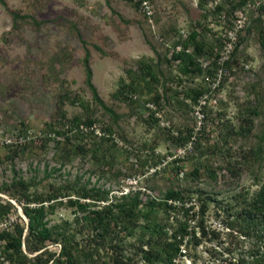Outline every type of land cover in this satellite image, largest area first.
I'll list each match as a JSON object with an SVG mask.
<instances>
[{"label": "rangeland", "instance_id": "rangeland-1", "mask_svg": "<svg viewBox=\"0 0 264 264\" xmlns=\"http://www.w3.org/2000/svg\"><path fill=\"white\" fill-rule=\"evenodd\" d=\"M150 1L147 16L132 0H0V232L20 226L24 235L26 196L55 193L57 201L44 203L45 220L62 233L41 244L22 239V264H55L72 237L75 264H149L139 251L147 219H138L132 234L111 224L112 239L95 240L93 209L138 201L152 219L175 227L155 206L170 190L191 205L194 233L174 264H248L264 254V226L246 217L264 177V10L243 5L238 17L240 0ZM185 41L199 72L184 74L173 59ZM85 54L115 118L85 83ZM145 65L153 76L143 75ZM131 79L140 82L134 94L123 90ZM195 91H201L196 101ZM74 117L90 118L91 133L107 129L108 139L101 150L94 136L82 139L85 151L67 160L65 145L37 138ZM156 156L161 162L153 165ZM20 179L28 186L15 185ZM83 192L104 197L95 201ZM69 197L87 201V208Z\"/></svg>", "mask_w": 264, "mask_h": 264}, {"label": "trees", "instance_id": "trees-1", "mask_svg": "<svg viewBox=\"0 0 264 264\" xmlns=\"http://www.w3.org/2000/svg\"><path fill=\"white\" fill-rule=\"evenodd\" d=\"M134 4L138 6V3L132 0ZM206 0H202L204 2ZM249 0H240L241 7L246 4ZM252 1V0H251ZM239 4V5H240ZM239 7V8H241ZM222 6L217 4L215 9L220 11ZM238 9V8H237ZM264 10V6L260 7L257 11ZM221 14L219 16H223ZM13 19L20 17L18 13L12 14ZM225 17V15H224ZM198 32L192 30L188 36L190 41H194L197 37ZM264 38V36H263ZM264 44V42H263ZM188 44L186 41L184 42V48H178L173 54L174 60H179L180 69L184 74L188 73H196L200 71V67L194 58L193 54L189 53L187 50ZM196 53L202 52V44H195ZM83 64L85 69V83L89 87L92 92V97L106 112L111 114L113 118H115L114 110L105 105L101 98L99 97L96 87L92 82V70L89 65L88 54H85L83 57ZM143 68V75H151L148 67ZM143 77L140 75V78ZM143 79V78H142ZM140 82L138 80L134 81L131 79L129 82L124 84L123 90H128L131 94H134L139 90ZM123 93V92H121ZM201 91H195L191 98L196 101L197 97L200 96ZM123 96L126 98L125 94ZM133 96V95H132ZM131 99V96H129ZM93 121L90 118L86 120H80L78 117H74L64 129H57L55 131L48 130L47 132H39L37 140L47 141L49 138H53L57 144L65 145L68 149V156L65 159H70L72 155H75L78 150L85 151L86 144L81 143L84 138H91L94 136L98 140L93 142L94 148L97 150H101L104 147L105 140L108 139V130L104 129L99 136L94 133ZM30 131L27 129L24 132V135H29ZM90 132V133H89ZM184 141V138L181 139ZM13 143L7 144L12 145ZM161 162V158L156 156L154 159L153 165H157ZM20 187H27V183L20 179L17 182ZM68 195L69 194H64ZM83 198L92 197L93 195L89 192L82 193ZM95 201H100L103 199V195L94 196ZM27 202L23 203V213L28 218L26 233L23 235V227L14 226L13 230H2L0 232V242L3 241L1 247L3 249V253H5V258L9 259L13 264H22V252L21 245L22 239L25 240L24 243L31 244L35 243H44L47 240L57 241L59 237L62 235L58 230V226H47L45 220V202H55L57 201V194L51 193L42 197H32L26 196ZM32 201L34 205H30L28 201ZM69 203L76 204L80 210H84L87 208V201H79L78 199L74 200V198H68ZM139 202H126L121 200L120 202H109L104 206H100L98 208L93 209L94 220L91 222V228L93 233V239L95 240H104L109 238L111 234V224L114 227H119L121 230H125L127 233L132 234L133 232V224L140 218H145L148 221V238H141L140 241V253L141 257L148 261L149 264H174L175 259L178 256L184 255L186 252V246L191 243V239L194 238V233L189 229L190 227V216L188 213L191 209V205L186 206V201L182 195L180 190H170L166 197L159 201L155 206L156 208H161L165 212V216L169 223L177 224L175 227L168 226L166 223L158 222L156 219L151 218V210L145 209L138 204ZM153 208H155V206ZM249 210L247 213V218L250 219L253 224L264 226V177H262L260 181V185L258 190L256 191L254 197L248 204ZM204 211V206L200 208V211ZM179 213V216L176 215ZM89 218V217H88ZM191 235V236H190ZM73 236V235H72ZM71 236V237H72ZM63 239L68 237L63 235ZM100 238V239H99ZM73 237L68 240L65 239L63 242L62 250L60 252V256L55 257V264L60 263L62 257L65 259V263L67 264H75L77 256L70 252V248L68 247V243L72 241ZM109 239H112L111 237ZM264 241V237L262 238ZM72 245V244H70ZM145 245V248L143 247ZM264 247V246H263ZM77 248V247H75ZM3 257V259H5ZM3 259L0 257V264H3ZM42 264H46L44 261ZM248 264H264V254L253 256L252 260Z\"/></svg>", "mask_w": 264, "mask_h": 264}, {"label": "built area", "instance_id": "built-area-1", "mask_svg": "<svg viewBox=\"0 0 264 264\" xmlns=\"http://www.w3.org/2000/svg\"><path fill=\"white\" fill-rule=\"evenodd\" d=\"M138 3L139 9L143 14L150 16L153 14V6L150 0H134ZM246 8H251L252 10L257 11L260 7L264 6V0H249L245 4ZM245 7L238 8L235 13L238 17L243 16V10ZM235 27H231L227 30L225 36L227 37L226 45L231 46L232 40L235 38Z\"/></svg>", "mask_w": 264, "mask_h": 264}]
</instances>
